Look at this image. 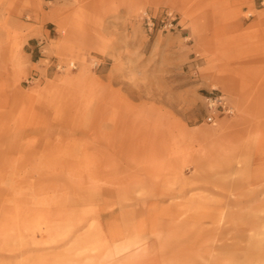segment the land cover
<instances>
[{
	"label": "rangeland",
	"instance_id": "1",
	"mask_svg": "<svg viewBox=\"0 0 264 264\" xmlns=\"http://www.w3.org/2000/svg\"><path fill=\"white\" fill-rule=\"evenodd\" d=\"M0 264H264V7L0 0Z\"/></svg>",
	"mask_w": 264,
	"mask_h": 264
},
{
	"label": "built area",
	"instance_id": "2",
	"mask_svg": "<svg viewBox=\"0 0 264 264\" xmlns=\"http://www.w3.org/2000/svg\"><path fill=\"white\" fill-rule=\"evenodd\" d=\"M257 3L264 7V0H257ZM207 107H208V114L206 116V120L210 123H214L215 116L217 114H231L232 109L228 105L225 96L220 93H215L209 96L207 99Z\"/></svg>",
	"mask_w": 264,
	"mask_h": 264
}]
</instances>
